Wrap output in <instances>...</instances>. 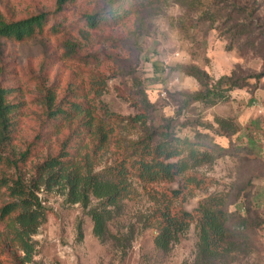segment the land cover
Returning <instances> with one entry per match:
<instances>
[{"label": "rangeland", "instance_id": "obj_1", "mask_svg": "<svg viewBox=\"0 0 264 264\" xmlns=\"http://www.w3.org/2000/svg\"><path fill=\"white\" fill-rule=\"evenodd\" d=\"M232 1L252 13V32L234 35L237 21L230 11ZM56 3L57 0H0V13L7 19L49 11L50 25L59 24V30L25 41L0 36V84L22 85L27 91L26 113L12 149L19 152L38 131L46 132L25 170L31 173L33 164L56 152L71 133L67 125H43L45 112L33 100L37 91L30 68L37 69L45 60L51 81L58 85L60 93L70 81L88 89L92 77L100 74L106 80L101 101L125 120L115 122V134L98 154L97 169L120 159L126 152V141L142 134L143 120H136V126L131 121L139 114L145 115L150 132L171 125V130L177 132L198 129L206 133L208 140L217 143L219 156L194 170L201 176V184L182 187L174 204L178 209L193 211L210 194L224 196L231 219L229 227L241 239L235 241L236 249L216 264H264V42L259 38L264 35V0H225L224 13L216 21L205 19L201 9L180 5L176 0H75L59 12L55 11ZM118 7L123 8L124 16L109 17L97 28L89 27L83 18L84 11ZM176 11L177 15H170ZM161 18L168 22L169 31L158 28L155 22ZM68 39L80 44L78 57L86 55L82 60L63 56ZM191 66L206 71L212 83L222 76H237L243 86L230 90L226 100L214 105L191 100L189 95L205 87L187 72ZM218 118L228 119L237 131L223 132ZM92 146L91 137L84 132L69 142L75 154H84ZM13 171L9 166H0V176ZM135 185L133 198L124 203L121 214L111 222L115 232L131 226L135 229L126 253L114 240L102 241L95 235L89 207L66 201L56 188H42L39 196L47 208V220L33 235L38 245L29 264H196V222L169 251L158 249L154 243L157 230L143 224L156 200L146 194L142 184ZM150 187L160 197L162 190L176 188L177 183ZM248 201H252L261 219L251 229L237 225ZM3 229L0 223V231Z\"/></svg>", "mask_w": 264, "mask_h": 264}, {"label": "trees", "instance_id": "obj_2", "mask_svg": "<svg viewBox=\"0 0 264 264\" xmlns=\"http://www.w3.org/2000/svg\"><path fill=\"white\" fill-rule=\"evenodd\" d=\"M73 1L57 0L55 11H62L64 5ZM176 2L201 9L203 17L213 21L218 20L225 10V0ZM232 4L230 11L235 13L233 19L237 21L234 35L240 37L252 32V13L237 1H232ZM50 15L49 11H41L19 19H7L0 13V36L25 41L51 30H59L58 23L50 25ZM123 16L122 7L83 12V18L91 28H97L109 17L117 19ZM259 38L264 42V35ZM63 47L65 58H77L82 48L71 39L66 40ZM84 56L78 58L82 60ZM187 72L205 86L189 95L191 100H202L210 105L226 100L230 90L243 86L241 77L237 76H222L212 83L207 72L198 66H191ZM30 75L37 91L33 100L45 112L43 125H67L71 133L56 152L37 160L31 173L26 171L24 166L37 153L46 132L38 131L23 150L16 153L12 149L26 113L27 91L22 85L0 84V166L14 169L11 175L0 176V223L4 225L0 231V256H6V259L0 258V264L33 262L38 245L33 235L47 220V208L39 196L42 188H56L64 194L66 201L89 207L95 235L102 241L114 240L126 253L132 244L135 229L131 226L126 231L115 232L111 222L121 214L124 203L133 198L136 182L142 184L152 200H156L155 206L144 217L143 224L157 230L154 243L158 249L169 251L181 240L193 221L199 236L196 264H216L236 249L235 241L241 239V235L229 227L231 219L224 196L210 194L193 211L183 207L178 209L174 204L182 193V187L201 184L202 178L194 170L212 163L219 156L216 154L217 143L208 140L206 133L198 129L177 132L171 130V125L150 132L145 115L139 114L131 121L136 126V120H143L142 134L138 139L126 141V152L120 159L97 169L100 164L98 154L108 147L111 136L115 134L116 123L121 124L125 120L101 101L106 88L105 77L95 74L88 89L70 81L65 91L60 93L58 85L51 81L45 60L37 69L30 68ZM98 109L103 111L102 114ZM217 122L223 132L237 131V127L226 118H218ZM81 132L91 137L93 146L84 154L72 153L70 139ZM159 183H177V187L166 188L157 197V191L150 186ZM248 202L237 223L238 227L245 229L254 228L261 221L252 201ZM82 235L80 227V237Z\"/></svg>", "mask_w": 264, "mask_h": 264}, {"label": "clouds", "instance_id": "obj_3", "mask_svg": "<svg viewBox=\"0 0 264 264\" xmlns=\"http://www.w3.org/2000/svg\"><path fill=\"white\" fill-rule=\"evenodd\" d=\"M177 14H178V11L170 12V15H177ZM155 23L157 24V26L161 32L169 31V25L165 19L161 18L160 20L156 21Z\"/></svg>", "mask_w": 264, "mask_h": 264}]
</instances>
